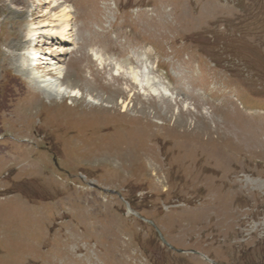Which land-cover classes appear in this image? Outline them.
<instances>
[{
    "label": "rangeland",
    "instance_id": "rangeland-1",
    "mask_svg": "<svg viewBox=\"0 0 264 264\" xmlns=\"http://www.w3.org/2000/svg\"><path fill=\"white\" fill-rule=\"evenodd\" d=\"M0 264H264V0H0Z\"/></svg>",
    "mask_w": 264,
    "mask_h": 264
},
{
    "label": "bare ground",
    "instance_id": "bare-ground-1",
    "mask_svg": "<svg viewBox=\"0 0 264 264\" xmlns=\"http://www.w3.org/2000/svg\"><path fill=\"white\" fill-rule=\"evenodd\" d=\"M45 2H47V0H45ZM51 5H53L55 8H57V9H59V20H57L58 22H60L61 23V25L59 26V28L57 29V30H54L53 32L51 31H42V33H44V34H46L47 35V37L45 38V40L47 39V40H49V41H52V43H56V46H57V44L58 45H62L63 43H65V42H67L68 40H69V34H68V27H69V24H70V16L67 14V12L65 11V9H63V8H61V7H59V5L58 4H56V3H52ZM60 8H61V10H60ZM35 30V29H34ZM53 30V29H52ZM29 33H30V36H29V43L31 42V43H34L35 41L33 40V38L35 39L36 37H37V35H41V32H38V29H36V31H29ZM29 35V34H28ZM28 35H27V38H28ZM39 35V36H40ZM42 37H45V36H43V35H41ZM27 41V40H26ZM34 41V42H33ZM41 41V40H40ZM43 41V40H42ZM28 43V44H29ZM38 43V42H37ZM42 44V43H41ZM32 45V44H31ZM26 47V46H25ZM28 49H30V48H33V47H27ZM63 48V47H62ZM36 49V48H35ZM34 49V50H35ZM53 49V48H52ZM55 49V48H54ZM61 49V48H60ZM59 49V50H60ZM31 50L33 51V49H30L29 50V53H27V55L29 54L30 56H32L33 57V59H34V55H32L30 52H31ZM27 51V50H26ZM61 51V50H60ZM28 52V51H27ZM35 54V53H34ZM43 55V54H42ZM95 55V54H94ZM22 57V56H21ZM46 57V56H45ZM98 57V56H97ZM5 58V57H4ZM37 58V57H36ZM41 58V57H40ZM22 59V60H21ZM21 59H15L16 60V62H17V64H18V67L19 68H22V70H23V73H25V75H27V78H28V80H29V84H30V86L31 87H34L35 88V90L37 91H39V90H41L42 88L43 89H45V90H43V92H44V96H47L46 98L49 100V98H59V96H60V93H58V92H56V91H54V87H56L55 86V84L52 82V79H50V80H47V82H45L44 83V85H42L40 82H38V80L37 79H39L38 78V76H37V72L34 70V68L33 69H29V68H24V66H31V65H35V63L36 62H33V61H30L29 62V59L28 58H21ZM32 59V58H31ZM44 59V58H43ZM48 59V58H47ZM39 60V59H38ZM41 60V59H40ZM45 60V59H44ZM15 62V63H16ZM45 62V61H44ZM142 63V62H141ZM44 64V63H43ZM48 65H49V63H47ZM52 64V63H51ZM51 64H50V66H51ZM45 65V64H44ZM55 66V65H54ZM32 68V67H31ZM52 68V67H51ZM18 69V68H17ZM17 69H16V71H17ZM46 69V68H45ZM49 69V68H48ZM56 69V68H55ZM120 69V68H119ZM140 69L142 70V73L144 72L145 73V75H147V72H146V69H144L143 67H140ZM52 70V69H51ZM117 70V69H116ZM135 70V69H134ZM41 71H42V69H41ZM56 71V70H55ZM54 71V72H55ZM118 71V70H117ZM116 71V72H117ZM115 72V73H116ZM119 72V71H118ZM43 73H45V72H43ZM129 73H131L130 75H129V77L131 76V79H132V81L136 84H139L140 83V80H139V76H137V74H136V72H134L133 70H132V68H131V70H129ZM40 74V73H39ZM118 74V73H117ZM44 76V75H43ZM148 76V75H147ZM147 76H145L144 78H146ZM149 77V76H148ZM53 79H55V78H53ZM57 79V78H56ZM27 80V81H28ZM31 80V81H30ZM55 81V80H54ZM146 81H147V83H148V85L150 84V79H146ZM156 83V82H155ZM154 84V83H153ZM28 85V84H27ZM150 86H152V85H150ZM153 88H151L153 91V94L155 95V96H163V94H166V93H164V92H158L157 91V88H154V86H152ZM163 90H165L164 88H162ZM64 90V89H63ZM162 90V91H163ZM40 92V91H39ZM65 94H67V92L65 91L64 92ZM73 93V92H72ZM74 95V94H73ZM196 96V95H195ZM157 98V97H156ZM161 98V97H160ZM169 98V97H168ZM172 99V98H171ZM167 100V99H166ZM169 101V100H168ZM167 102V101H166ZM194 209V208H193ZM201 209H204V208H201Z\"/></svg>",
    "mask_w": 264,
    "mask_h": 264
}]
</instances>
